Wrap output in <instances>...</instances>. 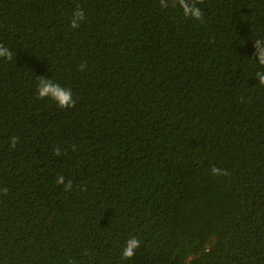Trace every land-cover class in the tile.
Wrapping results in <instances>:
<instances>
[{
  "label": "trees",
  "instance_id": "1",
  "mask_svg": "<svg viewBox=\"0 0 264 264\" xmlns=\"http://www.w3.org/2000/svg\"><path fill=\"white\" fill-rule=\"evenodd\" d=\"M200 7L0 0V264H264V0Z\"/></svg>",
  "mask_w": 264,
  "mask_h": 264
},
{
  "label": "clouds",
  "instance_id": "2",
  "mask_svg": "<svg viewBox=\"0 0 264 264\" xmlns=\"http://www.w3.org/2000/svg\"><path fill=\"white\" fill-rule=\"evenodd\" d=\"M203 3V0H160V7L162 9H175L178 8L184 15L186 19L200 21L203 19V12L200 7V4ZM85 20V13L83 9L77 6L76 10L73 11L71 19H70V26L73 29H77L80 27L82 21ZM257 52L254 58H258L259 65L264 68V38L256 39L255 43ZM0 59H12V53L9 48L5 47L4 45L0 44ZM86 62L81 65V71L83 68L86 67ZM255 78L258 79L259 85L264 86V70L257 71L255 73ZM37 94L39 99H47L50 98L56 104H58L60 109H69L74 108L76 105V101L73 98V93L71 89H67L62 87L58 83H54L53 81L43 79L39 81L37 85ZM18 142L17 137L10 138V145L12 149H15ZM55 156L59 157L62 155L60 147H56L54 149ZM211 175L213 177H224L228 176L227 170L212 167ZM55 183L59 185H64L65 190L69 191L72 189V182L69 180L65 181V177L63 175H59L56 178ZM9 189L3 188L0 189V192L3 195L8 194ZM141 242L136 237H130L125 244V247L122 251V259L129 260L132 259L136 255V251L140 248Z\"/></svg>",
  "mask_w": 264,
  "mask_h": 264
},
{
  "label": "water",
  "instance_id": "3",
  "mask_svg": "<svg viewBox=\"0 0 264 264\" xmlns=\"http://www.w3.org/2000/svg\"><path fill=\"white\" fill-rule=\"evenodd\" d=\"M147 264H178V263H171V262H154V263H147Z\"/></svg>",
  "mask_w": 264,
  "mask_h": 264
}]
</instances>
